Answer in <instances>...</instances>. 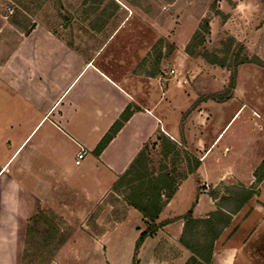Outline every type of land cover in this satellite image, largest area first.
<instances>
[{
  "label": "crops",
  "instance_id": "obj_1",
  "mask_svg": "<svg viewBox=\"0 0 264 264\" xmlns=\"http://www.w3.org/2000/svg\"><path fill=\"white\" fill-rule=\"evenodd\" d=\"M37 1L30 4V13L13 1L17 9L13 10L15 13L9 23L19 38L0 61V264H24L30 220L40 211H52L71 224L77 219L85 220L92 210L104 205L110 195L114 197L103 209H111L114 216L121 210L116 231L134 221L139 238L148 225L137 210L116 194L114 186L144 147L158 142L160 133L183 146L181 117L194 101L190 99L188 105L178 111V125L169 124L163 100L168 90L161 83L166 67L161 58L152 62L153 70L148 78L134 75L135 67L146 52L135 49L130 53L127 36L137 33L130 24L134 17V25L138 23L140 29H148L146 19H150V15L141 3L136 0H56L64 13L61 35L47 21L34 18L35 12L52 0ZM244 2L232 0V10L230 5L222 9L228 16L224 29L240 43L247 37L238 31L232 32V20L246 15L242 9L247 4ZM262 2L260 0V4ZM261 13L256 18H263ZM257 28L254 37L262 32L260 26ZM122 32L124 35L119 39ZM64 34H68L69 39ZM243 45L248 48L247 44ZM108 49L110 52L104 56ZM158 62L162 66L159 73L154 70ZM246 67L239 68L240 95L236 90L234 98L226 103L203 102L186 120L184 148L201 161V166L179 186L157 224L180 218L192 208L195 219L205 218L218 210L222 187L252 189L255 196V173L264 163V132L258 135L261 143L252 158L245 153L239 158L230 157L233 147L228 143L218 148L231 122L220 126L211 137L207 134L215 110L242 101L246 93L242 89L241 74ZM151 73L156 75L151 76ZM214 73L222 75L220 87L213 91L216 93L225 88L230 74L227 71ZM158 91L162 92L160 97ZM167 102L168 106L173 104L171 98ZM129 105L137 106L139 111L102 154L96 156L95 149ZM244 106L245 103L240 110ZM82 149H86L88 155L77 165ZM245 168L248 175H244ZM193 179L196 184L191 182ZM229 179L232 181L227 182ZM205 184L210 186L208 191L202 187ZM212 192L217 193V199L212 198ZM253 197L232 215L231 224L216 241L212 264H236L242 256L257 225L240 241L234 240L251 214L264 210L260 204H252ZM240 217L238 230L227 238L230 227L238 226ZM183 231V221L161 227L155 236L144 242L140 259L147 256L150 264H157L162 258L163 246L168 244L184 251L187 257L180 243ZM116 233L97 238L112 241ZM85 238L90 241L88 236ZM242 260L248 264L245 258Z\"/></svg>",
  "mask_w": 264,
  "mask_h": 264
},
{
  "label": "rangeland",
  "instance_id": "obj_2",
  "mask_svg": "<svg viewBox=\"0 0 264 264\" xmlns=\"http://www.w3.org/2000/svg\"><path fill=\"white\" fill-rule=\"evenodd\" d=\"M136 1L147 8L150 19H146L148 29H140L138 23L134 25L135 17L130 22L137 32L127 36L130 40V53L135 52V49L137 52L140 50L146 52V55L135 67L133 73L135 76L148 78V74L153 70L152 62L159 57L161 58L162 64L166 67V74L163 72L162 76L168 79L167 82L161 80L165 90H168L163 98L168 123L174 126L178 125V111L186 107L190 99H194L190 109L182 113L180 124L183 123L185 126L186 120L191 113L203 102L208 101L207 99L204 100V97L228 92L230 78L222 91L213 93L214 90L220 87L219 83L222 81V75H216L214 72L218 71L221 74L223 71H227L230 74V71L210 65L197 55L203 51H208L210 53H218L221 58L224 56L220 52L226 51L227 47L224 44L227 43V40L232 35L229 34L228 30L224 29L227 21L226 17L228 16L224 13L223 16H217L215 13H222L223 7L229 5L230 10H232L234 5L228 0ZM244 1L247 4L242 9L246 15L241 19L232 20V32L233 30L238 31L241 36L247 37L242 43L247 44L249 49L246 47L241 54L242 56L247 55L249 58H257L264 62V0L262 4H260V0ZM213 4H215V10L212 9ZM10 7L14 11L17 9L12 0H0V61L9 54L19 38V35L9 23L15 13H9L8 8ZM260 12H262L263 18H256V15L258 16ZM63 16L64 13L60 11L58 2L52 0L47 5H43L40 10H37L34 18L37 21H47L63 35ZM205 18L210 20V34L205 35L201 46L197 45L198 41L194 42L192 47L193 55L188 54L186 49L190 42L193 41L195 33ZM258 26L262 28V32L254 37V31L258 29ZM128 28L131 27L129 26ZM123 35L124 32L121 33L119 39ZM250 35L251 38L249 39ZM65 37L69 39L70 36L66 34ZM109 52L110 49L106 50L104 56ZM232 52L236 54L238 51L235 47H232L228 64L233 62L231 60ZM171 70L176 72L174 76H169L168 73ZM238 77L236 88L233 91V98L236 90L238 95L241 94L238 91ZM241 83L242 89L246 93L245 95L243 94L242 101L238 100L235 103L223 106V109L215 110L212 113L213 119L208 127L207 134H210L209 137H211L220 126H225L231 122L218 148H222L223 145L228 143L233 147L229 154L230 157L236 156L239 158L242 157L241 154L245 153L248 158H252L261 143L258 135L264 132V67L248 64L242 71ZM161 94L162 92L158 91L157 96L160 97ZM170 98L173 104L168 106L167 100H170ZM244 103L246 106L240 110ZM237 111L239 113L234 117ZM148 146L151 169L158 170L161 166H166L169 169L176 168L179 174L186 170V163L173 167L170 160L164 162L160 154L159 141ZM243 171L244 175H248L246 168ZM255 175L256 179H261V181L258 183L256 180L257 183L254 186L256 193L252 204H260L264 207V165L260 164ZM231 181L232 179L227 180V182ZM191 182L196 184L194 179ZM207 185L202 186L206 191H208L206 189ZM234 188L229 187L232 190ZM226 193V187H222L219 196L225 198L224 194ZM111 197L114 196L110 195L106 198L104 201L105 206V203L112 201ZM104 205L102 204L92 210L85 220L77 219L76 221H71V224L56 214L57 218H53L50 221L40 219L31 221L24 264H132L135 242L138 238V233L133 227L134 221L123 227V229L119 228L121 231L119 229L116 231L118 227L116 223H120L122 212L120 210L117 212V216H114L115 213L111 209H108V211L103 209ZM221 206L227 211L232 209L228 204L224 206L221 203ZM241 222L240 217L237 220L238 226L232 224L234 227H230L231 231L228 233L227 238L238 230ZM52 224L55 227H52ZM255 225H257L256 232L242 250V256L238 258L236 264H244L242 262L243 258L248 261V264H264V210L263 212H253L251 214L249 221L242 227V231L234 241H240L244 234H248L249 229ZM115 232L117 233L111 238L112 241H106V238L100 241L97 238V236L100 237L107 235V233ZM86 236L90 238V241L85 238ZM62 241L65 244L56 253V248ZM182 247L184 248V246ZM107 249L108 251L110 250L109 253ZM162 249V258L158 259L157 264H204L198 260L193 261V255L185 248L184 250L189 257H186L184 251L179 250L173 244L164 245ZM138 258L142 264H150L151 262V259L147 256H141L140 259L139 255Z\"/></svg>",
  "mask_w": 264,
  "mask_h": 264
},
{
  "label": "trees",
  "instance_id": "obj_3",
  "mask_svg": "<svg viewBox=\"0 0 264 264\" xmlns=\"http://www.w3.org/2000/svg\"><path fill=\"white\" fill-rule=\"evenodd\" d=\"M12 1H14L19 6V8H21L26 13H30V4L38 3L37 0ZM228 1L232 3V0ZM212 9H216L215 4H213ZM17 11L20 12L19 10ZM215 15L223 16L224 14L221 12H216ZM12 22L15 23L13 20ZM209 34L210 20L209 18H205L201 22L200 28L195 33L193 41H191L188 45L186 52L193 55V43L198 41L197 45L201 46L204 42L205 35L207 36ZM224 45L227 47V49L226 51L223 50L220 52V54H224L222 58L218 53L215 54L208 51H203L201 54L197 55L210 65L218 66L230 71L228 92L220 95L212 94L209 97L203 98L204 100H212L220 104L226 103L233 99V91L236 88L238 69L240 66L254 64L264 67V62L258 60L257 58H249L247 55L242 56L241 54L246 48L242 43L237 42L234 38H229L227 43ZM232 47H235L238 52L236 54H234V52L231 53V60H233V62L232 64H228L230 59L229 54ZM154 70L157 71V73L162 71L160 62L157 63V66ZM155 75L156 74L151 73V76ZM137 111H139V108L134 105H129L124 110L119 119L114 123L109 132L104 136L95 149L94 153L96 156H100L102 154L106 147L112 142V140L122 130L124 125ZM181 128L183 146H179L177 143L171 141L170 138H168L163 133H160L158 136V141L160 143L161 149L160 154L164 162L170 160L171 166L173 167H176L181 163L187 164V168L183 173L179 174L176 168L169 169L166 166H161L158 170L151 169L149 165L148 154L149 146L147 145L139 153L137 158L130 165L129 169L114 186V191L118 192L130 207L137 210L143 216L148 225L136 241L132 264H140L138 256L140 249L142 248L146 239L155 236L161 227L175 221L184 222V231L180 239V243L193 255V261L198 260L204 264H212L214 245L224 230L231 224L232 215L239 212L254 196L252 189L240 187L234 188V190H232L226 188V196L225 198H221L219 202L220 204L218 203V210L210 213L205 218L195 219L193 217L192 208L180 218L157 224V221L159 220L164 208L174 198L179 186L184 181H186L189 176L196 174L197 170L201 166V161L184 148L185 141L183 136V123L181 124ZM263 165L264 163L262 166ZM260 181L261 179H257L258 183ZM210 195L212 198L217 199L216 192H212ZM221 203L224 206L226 204L230 205V208L232 209L230 211H226L221 206ZM53 218H57L53 212L40 211L38 214L34 215L30 221L38 219L50 221ZM52 227H55V225L52 224ZM29 230L30 226L28 227V236ZM64 244L65 242L62 241L58 245L56 248V253ZM25 259L26 252L24 253V262Z\"/></svg>",
  "mask_w": 264,
  "mask_h": 264
},
{
  "label": "built area",
  "instance_id": "obj_4",
  "mask_svg": "<svg viewBox=\"0 0 264 264\" xmlns=\"http://www.w3.org/2000/svg\"><path fill=\"white\" fill-rule=\"evenodd\" d=\"M8 10H9V13L10 14H13L14 13V11H13V9L10 7V8H8ZM164 74H166L165 72H164ZM169 76L170 75H175L176 74V72L174 71V70H171L169 73ZM161 80L163 81H165V82H167L168 81V79L167 78H163V76L161 77ZM88 155V151L86 150V149H82L81 151H80V153L78 154V157H77V162H76V164L77 165H80L81 163H82V161L86 158V156ZM206 189L207 190H209L210 188H209V186L207 185L206 186Z\"/></svg>",
  "mask_w": 264,
  "mask_h": 264
}]
</instances>
